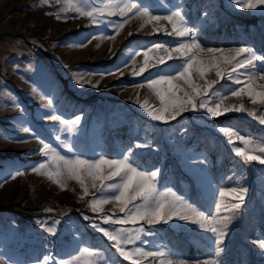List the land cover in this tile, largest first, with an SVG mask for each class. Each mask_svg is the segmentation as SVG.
Wrapping results in <instances>:
<instances>
[{"label": "rangeland", "instance_id": "1", "mask_svg": "<svg viewBox=\"0 0 264 264\" xmlns=\"http://www.w3.org/2000/svg\"><path fill=\"white\" fill-rule=\"evenodd\" d=\"M80 2L103 7L108 0H61V3L49 0L47 4L42 0H0V241L7 245L0 244V253L30 260L33 256L42 258L48 251L53 256L70 252L75 247L73 234L80 232L84 241L81 247L98 250L91 258L93 264H132L119 254L112 241L90 227L89 221L83 218L82 214H87L102 226H108L99 220L100 213L91 212L92 196L95 194L99 198L100 193L90 189L89 194L81 199L83 190L78 182L68 181L67 188L61 189L46 175L32 172L30 166L34 164L51 163L49 157L35 151L41 147L39 140L27 138L17 143L9 139L10 136L29 137L30 134L23 132V127L28 126L56 147L61 155L71 156L54 137L60 134L62 140L67 138L71 143L80 135L79 131L58 133L52 126H58L60 122L42 119V116L52 113L74 120L83 113L77 126L87 130V135L81 137L82 142L99 145L96 151L109 159H123L128 155L131 163L132 154H135L133 166L141 171L159 168L157 189L169 198L175 194L199 211L215 214L210 208L211 196L186 166L178 144L193 154L206 157L207 178L216 187L246 185L249 192L228 226V234L221 245L224 251L219 256L220 264H264V249L258 244L264 239V164L258 161L245 164L233 148V144L244 147L243 143L239 139L229 143L218 130L220 126H231L240 135L264 144V125L247 112L237 111L223 114L235 117L219 123L213 122L216 117L204 110L191 109L167 123L152 119L136 102L137 94L141 103L147 99L150 105L159 106L161 101L146 84L143 88L134 87L148 75V72L131 75L133 67L138 69L143 63V53L136 56L135 52L152 41L174 47L172 41L180 38L155 33L151 25L140 28L139 17L130 19L119 33H111L103 24L91 23L90 17L78 16L71 10L62 11L63 7ZM144 3L151 5L150 11L157 9L154 14L158 15L170 14L169 9L174 4L182 3L185 20L189 26L199 25L204 37L201 43L205 47L250 46L257 55H264V6L243 9L231 0H144ZM206 10L210 12L207 17L203 15ZM106 19L118 21L120 17ZM167 27L170 31L171 26ZM90 34H94L90 42L79 46L78 42ZM131 57L135 58V65L128 59ZM125 59H128L127 67L117 71ZM166 63L172 64L173 60ZM163 67L156 65V68ZM149 71H155V68ZM81 77L92 83L83 82ZM207 78L214 79V72H209ZM177 83L183 85L185 82ZM231 83L225 77L214 85L221 95L227 96L225 103H242L250 110L255 109L258 115L264 110V105L253 104L246 94L232 97L227 92ZM261 84L264 79L256 80L258 91ZM13 96L19 107L12 106ZM208 96L216 99L211 91ZM49 97L51 106L45 108ZM137 142L145 146L137 147ZM129 146L132 154L126 152ZM254 154H260L258 149ZM17 168L24 174L13 179L9 173ZM227 200L232 197H226ZM102 207L105 213L115 217L123 215L114 202ZM46 208L53 211L47 212ZM53 219L60 220L55 225V234L46 231ZM37 220L46 227L42 229ZM12 222L14 232L8 231ZM142 223L123 227L138 229ZM147 227L154 228L155 235L145 232L141 239L147 238L156 246L163 243L174 247L179 253L178 258L195 261L207 255L204 230L195 223L169 221ZM136 246H142L140 241H136ZM143 247L153 250L151 245ZM142 264H158V261L147 257Z\"/></svg>", "mask_w": 264, "mask_h": 264}, {"label": "snow or ice", "instance_id": "2", "mask_svg": "<svg viewBox=\"0 0 264 264\" xmlns=\"http://www.w3.org/2000/svg\"><path fill=\"white\" fill-rule=\"evenodd\" d=\"M56 2L61 3V0H56ZM231 2L243 9H256L264 6V0H231ZM42 3L47 4L49 0H42ZM150 7L151 5L144 3V0H108L103 7L80 2L63 7L62 11L71 10L78 16L90 17L91 23L103 24L105 28L111 30V33H119L130 19L139 17L141 19L140 28L151 25L152 31L155 33L163 32L165 35L180 38L172 41L174 47H170L167 43L152 41L150 45L140 46L135 52L136 56L143 53V63L138 69L133 67L131 75L140 76L145 72H148V75L144 76L141 82L135 84L134 87L143 88L146 84L161 101L159 106L150 105L147 99L141 103L137 94L136 102L152 119L167 123L175 120L189 109L192 111L204 110L211 117H220L225 113L237 111L247 112L264 125V110L258 115L255 109L250 110L242 103L239 105L225 103L227 96L221 95L219 90L214 89V85L227 77V80L232 82L227 88V92L232 97H241L246 94L253 104L259 102L264 105V84L259 86V91L255 87L256 80L264 79V55H257L250 46L205 47L201 43L204 37L200 34L199 25L189 26L185 20L186 12L182 3L174 4L172 9H169L170 14L167 15L154 14L157 9L153 8L150 11ZM117 15L120 17L118 21L106 19V17ZM203 15L207 17L210 12L206 10ZM162 21L166 23H162ZM167 25L171 26L170 31ZM92 35L94 34L79 41L78 45L85 46L90 42ZM105 35L109 34L105 33ZM129 35L132 33L130 32ZM109 38H111L110 35ZM128 59H131L133 65L136 64L134 57ZM128 59L123 60L121 66L116 70L120 71L121 67H127ZM168 60H173V63H166ZM257 61L259 64L256 63ZM156 65L164 67L156 68ZM154 68L155 71H149ZM240 69L243 71H238ZM209 72H214V79L207 78ZM121 74L123 73L121 72ZM80 79L83 81V77ZM181 80L185 82L183 85L177 83ZM198 80L204 81V83H199ZM83 82L92 83L91 80ZM221 88H224V85H221ZM210 91L216 99L208 96ZM11 100L13 107H19L14 96ZM51 103L49 97L45 108L50 107ZM82 115L83 113L77 115L74 120L64 119L63 116L52 113H45L42 116V119L60 122L58 126H52L58 133L71 134L74 131H79L80 135L71 143L67 138L62 140L60 134H56L54 137L64 148L69 150L71 156L61 155L56 147L46 142L28 126L23 127V132L30 134L29 137L10 136L9 139L17 143L23 142L27 138L39 140L41 147L35 151L42 153L44 157H49L51 163L46 161L34 164L30 166L32 172L46 175L61 189L67 188L68 181L78 182L83 190L81 199L89 194L90 189H95L100 193L99 198L95 194L92 196L91 212L100 213L99 220L108 226H102L97 219L91 218L87 214H82L83 218L89 221L90 227L112 241L119 254L131 261L132 264H142L147 257H152L154 261H158V264H220L219 256L224 251L221 245L228 234V226L233 217L238 214L237 210L244 204L249 188L243 184L234 187H216L207 178L206 157L203 154H193L178 144L186 166L211 196L210 208L214 210L215 214L199 211L193 204L186 203L183 198L175 196V194L169 198L166 193L157 189L156 178L160 174L159 168L141 171L138 167L133 166L136 163V157L135 154H132L131 146L126 148V152L132 154L130 163L128 155H125L123 159H109L103 153L96 151L99 145L92 146L82 142L81 137L87 135L86 129L77 127ZM21 122L23 123V121ZM218 130L224 134L229 143H232L234 139H239L243 143L244 147L233 144V148L234 152L243 158L245 164L252 161L264 164V144H258L250 136L240 135L231 126H220ZM136 146L143 147L145 145L137 142ZM257 149L259 155L254 154ZM86 156H91V158H85ZM23 174V171L17 168L10 172L9 176L14 179ZM113 178L119 179L114 180ZM226 197H232V200L226 201ZM135 201H139V203H134ZM109 202H114L116 208L123 215L115 217L105 213L102 205ZM45 211L52 212L53 209L46 208ZM221 212L230 214L221 215ZM169 221L192 222L204 230L207 241L205 258L195 261L181 259L178 258L179 253L175 251L174 247L163 243L156 246L147 238L141 239V234L145 232L155 235L154 228H146V225L167 224ZM139 222L144 223L140 224L138 229L123 227L128 224L136 225ZM37 223L42 229L46 227L45 223L39 220ZM59 223V219H53L52 225L47 226L46 231L55 234L57 231L55 225ZM115 225H121V227H114ZM8 231H15L14 222L9 225ZM82 235L80 232L73 234L75 247L70 252L56 253L53 256L51 251H48L42 258L33 256L30 260L21 259L18 255L11 253H0V264H48L50 260L52 264H82V262L83 264H93L91 258L98 250L90 247L82 248L81 245L84 243ZM136 241H140L142 246L137 247ZM0 244L7 247L3 241H0ZM258 244L261 249H264V239L259 240ZM128 245H132V247L129 248ZM143 245H151L153 250H149Z\"/></svg>", "mask_w": 264, "mask_h": 264}, {"label": "trees", "instance_id": "3", "mask_svg": "<svg viewBox=\"0 0 264 264\" xmlns=\"http://www.w3.org/2000/svg\"><path fill=\"white\" fill-rule=\"evenodd\" d=\"M233 117H235V115L233 114H228V115H222L220 117H216L214 119H212L213 122H225V121H228L230 119H232ZM254 125L252 124L251 127H253Z\"/></svg>", "mask_w": 264, "mask_h": 264}]
</instances>
